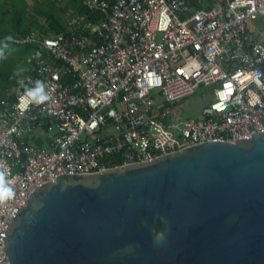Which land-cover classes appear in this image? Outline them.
I'll use <instances>...</instances> for the list:
<instances>
[{
	"label": "built area",
	"instance_id": "1",
	"mask_svg": "<svg viewBox=\"0 0 264 264\" xmlns=\"http://www.w3.org/2000/svg\"><path fill=\"white\" fill-rule=\"evenodd\" d=\"M65 13L62 32L12 38L30 47L0 107V186L14 193L0 199V251L18 207L58 174L264 130V0H80ZM199 88L212 99L186 117L179 103Z\"/></svg>",
	"mask_w": 264,
	"mask_h": 264
},
{
	"label": "water",
	"instance_id": "2",
	"mask_svg": "<svg viewBox=\"0 0 264 264\" xmlns=\"http://www.w3.org/2000/svg\"><path fill=\"white\" fill-rule=\"evenodd\" d=\"M2 240L9 264H264V130L58 174Z\"/></svg>",
	"mask_w": 264,
	"mask_h": 264
},
{
	"label": "trees",
	"instance_id": "3",
	"mask_svg": "<svg viewBox=\"0 0 264 264\" xmlns=\"http://www.w3.org/2000/svg\"><path fill=\"white\" fill-rule=\"evenodd\" d=\"M56 6L50 3L47 8H36L45 17L46 23L42 25L37 19L29 18L25 0H0V84L2 85H0V107L5 100L6 92L15 85L16 77L23 74L26 53L30 47L27 44L17 43L12 38L34 31L44 34L62 32L64 30L62 13L68 8L80 10V0H67L64 7ZM12 99L13 93H10L8 100Z\"/></svg>",
	"mask_w": 264,
	"mask_h": 264
},
{
	"label": "rangeland",
	"instance_id": "4",
	"mask_svg": "<svg viewBox=\"0 0 264 264\" xmlns=\"http://www.w3.org/2000/svg\"><path fill=\"white\" fill-rule=\"evenodd\" d=\"M25 1L27 3L26 12H27V15L29 16V18L31 20L37 19L39 21V23L42 25L44 23H46L45 17L42 16L36 10L37 7L44 9V8H47L50 3H53L55 6L58 5L61 8V6L64 7L67 3V0H25ZM55 2H56V4H55ZM64 13H62L63 18L65 17V14H66V13L65 14ZM34 30H32V31H34ZM1 89H2V87H1ZM10 93H13V87H11L6 92V96H5V100L3 101V104L6 103L7 101H9L8 95ZM13 95H14V93H13ZM158 99L160 100L161 98L158 97ZM211 99H212V92L209 89L199 88L198 90H196V92L194 94L181 99L179 104L184 107V109H183L184 116L189 117V118H201L202 117L201 109ZM178 111H180V110L178 109Z\"/></svg>",
	"mask_w": 264,
	"mask_h": 264
},
{
	"label": "clouds",
	"instance_id": "5",
	"mask_svg": "<svg viewBox=\"0 0 264 264\" xmlns=\"http://www.w3.org/2000/svg\"><path fill=\"white\" fill-rule=\"evenodd\" d=\"M43 99V97L41 98ZM219 107H223V105L219 106ZM14 193L12 192L11 189H8L7 187L4 186H0V199H6L9 198L13 195Z\"/></svg>",
	"mask_w": 264,
	"mask_h": 264
},
{
	"label": "snow or ice",
	"instance_id": "6",
	"mask_svg": "<svg viewBox=\"0 0 264 264\" xmlns=\"http://www.w3.org/2000/svg\"><path fill=\"white\" fill-rule=\"evenodd\" d=\"M181 71H183V70L181 69Z\"/></svg>",
	"mask_w": 264,
	"mask_h": 264
}]
</instances>
